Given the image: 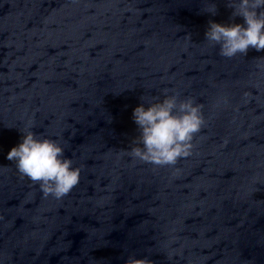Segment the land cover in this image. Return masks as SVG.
Returning a JSON list of instances; mask_svg holds the SVG:
<instances>
[{
  "label": "clouds",
  "instance_id": "obj_1",
  "mask_svg": "<svg viewBox=\"0 0 264 264\" xmlns=\"http://www.w3.org/2000/svg\"><path fill=\"white\" fill-rule=\"evenodd\" d=\"M227 6L233 9V17L243 18V24L209 21L206 40L219 45L220 55L226 58L247 55L249 49L264 51V0H227ZM206 10L216 13L214 4ZM201 109L202 105L192 98L180 100L177 95H166L147 107L141 103L133 110L139 136L130 150L122 151L157 166L175 165L179 158L191 154L193 136L205 123ZM6 158L15 163L19 173L38 183L45 196L62 199L80 180L81 170L64 156V148L56 140L31 130L23 132L22 142ZM125 264H149V261L129 256Z\"/></svg>",
  "mask_w": 264,
  "mask_h": 264
}]
</instances>
